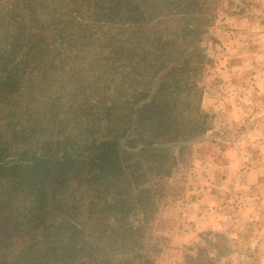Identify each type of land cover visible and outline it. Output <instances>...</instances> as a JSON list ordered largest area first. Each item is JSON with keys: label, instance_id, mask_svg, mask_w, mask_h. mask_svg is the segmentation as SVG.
I'll return each instance as SVG.
<instances>
[{"label": "trees", "instance_id": "obj_1", "mask_svg": "<svg viewBox=\"0 0 264 264\" xmlns=\"http://www.w3.org/2000/svg\"><path fill=\"white\" fill-rule=\"evenodd\" d=\"M246 0H0V264H157L224 13ZM235 13V12H234ZM206 231L176 264H230Z\"/></svg>", "mask_w": 264, "mask_h": 264}, {"label": "rangeland", "instance_id": "obj_2", "mask_svg": "<svg viewBox=\"0 0 264 264\" xmlns=\"http://www.w3.org/2000/svg\"><path fill=\"white\" fill-rule=\"evenodd\" d=\"M246 3L249 11L232 9L214 26L201 100L210 129L189 143V167L160 209L157 264L181 261L206 231L230 240V264H264V0Z\"/></svg>", "mask_w": 264, "mask_h": 264}, {"label": "crops", "instance_id": "obj_3", "mask_svg": "<svg viewBox=\"0 0 264 264\" xmlns=\"http://www.w3.org/2000/svg\"><path fill=\"white\" fill-rule=\"evenodd\" d=\"M197 215V214H196ZM195 215V220H197V222H199L201 219H200V217H202L203 215H201V216H196ZM197 218H199V219H197ZM204 219V218H203ZM205 220V219H204ZM202 221V223H205L206 221ZM185 233V235H188V233H186V232H183V234Z\"/></svg>", "mask_w": 264, "mask_h": 264}]
</instances>
